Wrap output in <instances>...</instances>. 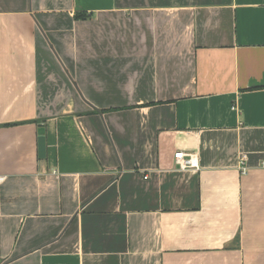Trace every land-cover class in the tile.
<instances>
[{
	"label": "crops",
	"instance_id": "0c3cea01",
	"mask_svg": "<svg viewBox=\"0 0 264 264\" xmlns=\"http://www.w3.org/2000/svg\"><path fill=\"white\" fill-rule=\"evenodd\" d=\"M0 174V264H264V0H0Z\"/></svg>",
	"mask_w": 264,
	"mask_h": 264
},
{
	"label": "built area",
	"instance_id": "2783aa9c",
	"mask_svg": "<svg viewBox=\"0 0 264 264\" xmlns=\"http://www.w3.org/2000/svg\"><path fill=\"white\" fill-rule=\"evenodd\" d=\"M175 158L177 160L178 166L181 169H190L191 167H197V157L196 155L190 153H186L184 151H179L175 154ZM246 157L243 156L241 159V165L243 166L242 173L247 174L248 167L244 164ZM7 177L5 175L0 174V185L6 181Z\"/></svg>",
	"mask_w": 264,
	"mask_h": 264
},
{
	"label": "water",
	"instance_id": "95a60500",
	"mask_svg": "<svg viewBox=\"0 0 264 264\" xmlns=\"http://www.w3.org/2000/svg\"><path fill=\"white\" fill-rule=\"evenodd\" d=\"M39 134L41 135L40 139H41V143L43 145V143H44V139H43L44 127L42 125L40 126Z\"/></svg>",
	"mask_w": 264,
	"mask_h": 264
}]
</instances>
